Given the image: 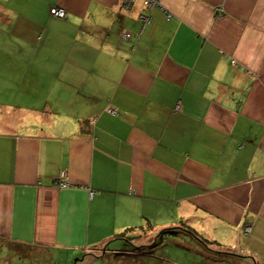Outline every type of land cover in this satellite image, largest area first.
Instances as JSON below:
<instances>
[{"label": "crops", "instance_id": "1", "mask_svg": "<svg viewBox=\"0 0 264 264\" xmlns=\"http://www.w3.org/2000/svg\"><path fill=\"white\" fill-rule=\"evenodd\" d=\"M159 1L0 2L3 264H142L181 222L230 255L192 263L264 264V0Z\"/></svg>", "mask_w": 264, "mask_h": 264}, {"label": "rangeland", "instance_id": "2", "mask_svg": "<svg viewBox=\"0 0 264 264\" xmlns=\"http://www.w3.org/2000/svg\"><path fill=\"white\" fill-rule=\"evenodd\" d=\"M0 2L3 3V5L8 6L9 5L8 3L10 2V0H0ZM8 27L9 26L4 24V23L2 25H0V47L2 49V52H4V53L6 52V54H9L11 52V50L7 49L8 46H5L6 49L3 48L4 43L2 40L5 39L6 37L14 39V34L12 32L13 30L11 31L10 29H8ZM6 54L3 55L4 58H3V56H1V58L6 60L8 57ZM108 110L112 111V109H108ZM193 225L195 226V224H193ZM165 238L166 237L163 238L164 240L162 239L163 240L162 244L157 248L158 250H154V253L146 254L144 251L142 252V250L138 249L135 251V256H137L138 258H141V257L144 258V263H142V264L150 263V262H146L149 259H146V261H145V257H151V260H154V261L158 262V264H159V257H161L160 255H162L164 257H168L169 261L166 264H197V263H192V260L196 256L202 255L201 253L183 250L182 247L177 244L176 240L181 241L177 238H171V237H168L166 239ZM147 244L148 243H146L144 245H147ZM138 245H139V243L138 244L135 243V246H138ZM197 246H198V249L202 252H205L202 249H204V250H206V248L209 249L212 252V253L211 252H209V253L211 255H214V256H230L228 254L229 252H227V251H221V250L215 249L213 244H208L206 248H204L203 245H200L199 243ZM137 248H139V247H137ZM161 248L163 251H160ZM35 251H38V250L36 249V250H34V252ZM118 254L119 255H122V254L125 255L124 252H119ZM38 256H39V253H36L34 255L26 254L24 257L18 258L19 256L16 253H11L6 258L7 261L5 262V264H59L58 262H54L50 258H44V259L39 258L38 259ZM72 263H73V260L71 259L68 264H72ZM0 264H3L1 260H0ZM105 264H114V263L112 262V259H110V257H108V258H106Z\"/></svg>", "mask_w": 264, "mask_h": 264}, {"label": "trees", "instance_id": "3", "mask_svg": "<svg viewBox=\"0 0 264 264\" xmlns=\"http://www.w3.org/2000/svg\"><path fill=\"white\" fill-rule=\"evenodd\" d=\"M152 227L153 225L147 222L145 229H143V227H140V228L143 232H147L151 230ZM122 235H124V233L117 234L115 238H121ZM164 237L166 238L171 237V238H177V239H180L181 237L182 238H186V237L192 238L195 241V243L197 244L199 243L200 245H203L204 248H206L208 244H214L212 241L203 237L196 230L191 228V226H189L188 224L184 222H181L177 225L168 226V227H164L160 229L156 233L155 237L151 240V242L148 243L147 245H139V246L133 245L132 248L136 249L137 247H139V249L142 250V252L144 251L146 254H151L154 252V250H158L157 248L162 244Z\"/></svg>", "mask_w": 264, "mask_h": 264}, {"label": "built area", "instance_id": "4", "mask_svg": "<svg viewBox=\"0 0 264 264\" xmlns=\"http://www.w3.org/2000/svg\"><path fill=\"white\" fill-rule=\"evenodd\" d=\"M133 1L134 0H124V7H128L129 4L133 3ZM142 1L144 2V4L146 6H149V7H157V6H160V1L159 0H142ZM50 13L52 15H55V16H58V17H62V16L65 15L64 10L62 8H57V7H52L50 9ZM140 19L143 21V24L147 23L148 20H149L147 17L146 18L145 17H140ZM125 36L128 37L129 34L126 33ZM108 111L110 113H112V114H115V112L113 110L112 111L108 110ZM60 184H61L62 187L67 186L66 182H64V181L61 182ZM90 194H92V193H90ZM247 230H248V228H247Z\"/></svg>", "mask_w": 264, "mask_h": 264}]
</instances>
